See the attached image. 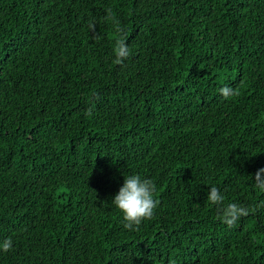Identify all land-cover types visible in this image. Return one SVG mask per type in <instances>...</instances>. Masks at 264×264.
I'll list each match as a JSON object with an SVG mask.
<instances>
[{
	"label": "trees",
	"instance_id": "obj_1",
	"mask_svg": "<svg viewBox=\"0 0 264 264\" xmlns=\"http://www.w3.org/2000/svg\"><path fill=\"white\" fill-rule=\"evenodd\" d=\"M260 169L264 0H0V264H264Z\"/></svg>",
	"mask_w": 264,
	"mask_h": 264
},
{
	"label": "clouds",
	"instance_id": "obj_2",
	"mask_svg": "<svg viewBox=\"0 0 264 264\" xmlns=\"http://www.w3.org/2000/svg\"><path fill=\"white\" fill-rule=\"evenodd\" d=\"M114 54L118 61L130 55L129 45L124 39L116 41ZM220 93L225 99L236 94L230 86L222 87ZM254 179L257 188L264 191V169L258 170ZM155 193L156 188L151 180L139 174L124 176V182L112 198V203L123 214L126 229H133L134 226L140 225L154 215L158 204ZM207 199L213 205H219L223 203L225 197L218 187L212 186L207 193ZM248 211L247 207L238 203H228L222 208L219 218L222 223L232 226L241 217L248 215ZM12 247L13 241L10 237L0 240V251H8Z\"/></svg>",
	"mask_w": 264,
	"mask_h": 264
}]
</instances>
